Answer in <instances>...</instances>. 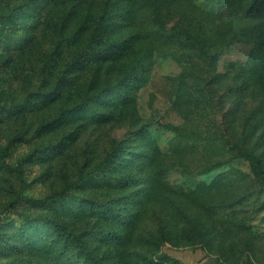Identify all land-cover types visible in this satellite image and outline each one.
<instances>
[{
	"label": "rangeland",
	"instance_id": "1",
	"mask_svg": "<svg viewBox=\"0 0 264 264\" xmlns=\"http://www.w3.org/2000/svg\"><path fill=\"white\" fill-rule=\"evenodd\" d=\"M193 3L211 12L212 18L201 17L191 11L193 4L183 1L172 9L167 26L182 21L179 24L190 30L213 35L217 43L231 42L215 56L212 69L198 58L197 50L183 62L154 54L147 81L135 93L138 117L131 118L124 110L104 122L74 120L38 129L41 122L78 99L82 84L89 80L83 73L69 97L0 122V149L11 143L5 157L8 166L0 167V264H58L46 250L7 251L5 239L17 236L24 215L57 217L82 227V219L70 212L29 200L60 188L71 199H117L128 209H133L131 199L139 194L142 211L124 240L125 248L117 250L121 264H132L143 251L154 259L166 253L179 264H264V191L253 182L248 162L234 156L230 147L237 142L252 148L264 163V59L260 55L256 59L264 44L257 45L253 21L210 0ZM121 33L125 35L126 30ZM43 36L45 45L48 40ZM44 49L16 54L5 64L0 48V103L9 106L11 100L33 89L29 81H40L36 75ZM136 54L127 52L107 64L104 77L110 79L98 82L118 81ZM250 60L258 62L257 81L243 85L241 80L248 78H235L233 68ZM143 125L148 143L138 140L136 131ZM139 143L137 151L144 156L129 155ZM114 146L126 148L117 177H129L121 184H111L104 175L94 173ZM19 160L23 161L21 173L16 168ZM13 200H17L15 207L10 206ZM158 235V246L143 239Z\"/></svg>",
	"mask_w": 264,
	"mask_h": 264
},
{
	"label": "trees",
	"instance_id": "2",
	"mask_svg": "<svg viewBox=\"0 0 264 264\" xmlns=\"http://www.w3.org/2000/svg\"><path fill=\"white\" fill-rule=\"evenodd\" d=\"M183 1L193 4L191 11L199 12L201 17L212 18L211 12L198 8L193 0H0V48L6 57L5 64L16 54L45 47L41 51V70L36 75L40 81H29L27 85L33 89H28L21 99L11 100L9 106L0 103V122L69 97L77 89L83 73L89 80L82 84L78 99L61 107L51 119L41 122L38 129L74 120L104 122L117 118L124 110L131 118H136L135 93L147 81L154 54L172 56L183 62L192 50H197L198 58L205 62L207 69H212L215 56L231 41L224 39L217 43L213 35L190 30L179 24L182 21L167 26L172 9L182 6ZM210 1L253 21L257 45L264 44V0ZM123 29L125 35L121 33ZM41 36L47 38V44H42ZM127 52L137 54L127 64L122 77L118 81L99 83L101 79H110L104 77L106 65ZM261 52L256 53V59L259 60V55L264 59V49ZM257 66L256 60H250L246 65L234 67L235 78H248V81L241 80L243 85L255 83ZM136 132L139 142L150 141L144 125ZM74 138L73 135L70 139ZM141 143L129 150V155L144 156L143 151H137ZM10 147L8 142L0 149V167L8 166L5 157ZM230 147L234 156L248 162L253 182L259 191H264V163L260 156L237 142ZM125 153V147H112L97 163L94 173L104 175L111 184L126 181L129 177L126 174L117 177L122 173L120 162ZM22 162L19 160L16 166L19 173ZM20 181L23 185L22 178ZM137 196L131 199L135 203L133 209L117 199H71L65 188L29 198L32 204L70 212L81 218L83 225L76 228L57 217L24 215L17 236L13 240L5 239V250L23 247L46 250L58 264H121L117 250L125 248L124 240L142 211ZM16 202L11 201L10 206L15 207ZM159 235L143 239L158 246ZM149 254L141 252L132 264H164L166 261L179 264L166 253L156 254L157 259ZM10 264L20 263L11 261Z\"/></svg>",
	"mask_w": 264,
	"mask_h": 264
}]
</instances>
